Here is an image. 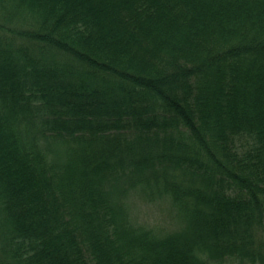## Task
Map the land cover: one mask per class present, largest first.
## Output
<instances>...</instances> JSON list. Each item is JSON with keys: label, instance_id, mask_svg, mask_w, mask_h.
<instances>
[{"label": "trees", "instance_id": "1", "mask_svg": "<svg viewBox=\"0 0 264 264\" xmlns=\"http://www.w3.org/2000/svg\"><path fill=\"white\" fill-rule=\"evenodd\" d=\"M263 231L264 0H0V264H264Z\"/></svg>", "mask_w": 264, "mask_h": 264}, {"label": "rangeland", "instance_id": "2", "mask_svg": "<svg viewBox=\"0 0 264 264\" xmlns=\"http://www.w3.org/2000/svg\"><path fill=\"white\" fill-rule=\"evenodd\" d=\"M63 145L60 142L54 143L53 141L51 147L48 148L49 154L54 157L55 153L64 152L65 146ZM179 179H181V176ZM151 182L148 184L147 182L139 181L135 185L128 187L129 191L125 195V199L129 206L132 221L135 225H143L145 229L158 234L160 237L182 229L184 221L182 222L178 215V207L173 198L163 191H161L162 193H157V185ZM261 234L264 236V231ZM210 264L241 263H233L230 259L225 262H211Z\"/></svg>", "mask_w": 264, "mask_h": 264}]
</instances>
